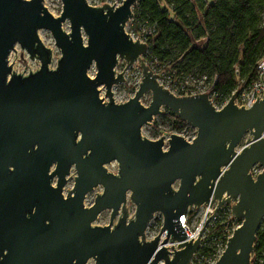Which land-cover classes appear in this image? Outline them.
I'll return each mask as SVG.
<instances>
[{
	"label": "water",
	"instance_id": "1",
	"mask_svg": "<svg viewBox=\"0 0 264 264\" xmlns=\"http://www.w3.org/2000/svg\"><path fill=\"white\" fill-rule=\"evenodd\" d=\"M61 1L54 16L43 0H0V264H85L89 258L94 264H189L201 229L188 238L181 217L191 206L216 201L214 213L232 198L231 212L241 222L213 264H250L264 218V94L244 108L234 103L235 90L219 109L205 92L175 95L145 62L147 42L125 28L137 0ZM41 27L61 53L55 67ZM16 43L40 60L38 69L26 75L12 69L8 54ZM119 58L125 66L116 72ZM135 61L141 81L116 102L112 86ZM162 106L196 128L192 140L172 132L164 146L163 135H142V125ZM113 159L117 172L105 166ZM256 163L262 168L254 178ZM72 166L74 184L64 194ZM97 184L103 190L86 206L84 197ZM105 208L108 223L93 224ZM157 211L162 224L146 240Z\"/></svg>",
	"mask_w": 264,
	"mask_h": 264
},
{
	"label": "trees",
	"instance_id": "2",
	"mask_svg": "<svg viewBox=\"0 0 264 264\" xmlns=\"http://www.w3.org/2000/svg\"><path fill=\"white\" fill-rule=\"evenodd\" d=\"M262 6L264 0H137L131 29L138 32L143 24H154L145 61L156 57L162 64L215 76L216 91L229 95L240 77L245 82L255 77L264 59V21L257 11ZM167 116L186 124L171 111ZM221 228L218 222L212 233L221 235ZM226 237L224 233L223 245ZM197 250L203 255L214 252L206 246ZM250 264H264V218Z\"/></svg>",
	"mask_w": 264,
	"mask_h": 264
},
{
	"label": "rangeland",
	"instance_id": "3",
	"mask_svg": "<svg viewBox=\"0 0 264 264\" xmlns=\"http://www.w3.org/2000/svg\"><path fill=\"white\" fill-rule=\"evenodd\" d=\"M89 3L93 5H101L105 2L109 4H119L121 0H87ZM43 4L47 7V9L54 15L57 16L62 10V1L61 0H43ZM134 5L132 6L133 10ZM257 11L264 21V6L257 8ZM63 28L69 29V20L66 19L63 22ZM125 28L127 31H132L131 29V20L128 19ZM38 35L41 41L52 50V61L50 63V67H55L57 64V59L60 57V51L58 47L54 43V38L48 28L41 27L38 29ZM15 49V50H14ZM14 49L10 51L8 54V62L11 63V67L15 70L16 73H22V75H26L30 71H35L40 66V60L37 57L31 58L29 56V52L26 48L21 47L19 43H16ZM16 54V56H15ZM144 55V54H143ZM144 58V56H143ZM13 60V61H12ZM146 62V61H145ZM147 63V62H146ZM27 65L25 70L24 66ZM125 61L123 59H118L117 62V70L120 71L124 68ZM95 66L92 64L88 73L93 75L95 73ZM141 78V67L137 61L132 63L129 66V77L127 80L122 82H117L112 86V97L116 102L125 101L128 97L133 94V89L135 87V81ZM105 87L103 84L99 85V94L104 98V100H108V97L104 95ZM151 99V92L146 91L141 97L140 101L143 104H148ZM161 112L155 114L149 123H145L141 127L142 135L148 138H157L159 136L165 137V146L167 144V138L170 133L175 132L182 135V133H192L195 127L190 126L189 124L175 122L171 117L167 116V112L171 111L168 107L162 106ZM172 112V111H171ZM249 133H245L244 137H248ZM244 143V139L238 144L240 146ZM105 166L109 171L117 172L118 170V162L116 160H111L106 163ZM255 170L259 171L262 168V165L259 163L255 164ZM76 175L75 168L72 166L70 173L67 175V181L63 186V193L67 192V189H70L74 184V176ZM56 177L53 178V182H55ZM177 181L174 185H177ZM103 190V186L101 184H97L93 186L91 190H89L84 197V204L86 206L90 205L96 196L97 193H101ZM97 192V193H96ZM235 201V198H232L230 202L223 203L220 207H218L213 213V209L215 208L216 201L212 205L202 204L200 206H191L188 208L187 212L184 214L183 218L185 220V224L187 227V231L190 234L196 232V230L201 226V234H200V242L197 247H208L211 250L216 252L223 246L222 238L228 233H231L234 227H236L240 222L241 218L235 217L231 212V205ZM126 207L128 209V216L132 217L135 210L134 202L128 197L126 201ZM110 209L105 208L98 213L97 218L93 221V224L104 225L108 223L110 218ZM213 213V214H212ZM208 218V219H207ZM207 219V220H206ZM116 220V219H115ZM114 220V221H115ZM206 220V221H205ZM221 223V229L223 233L218 235L216 232L212 233V229L216 226V224ZM162 224V213L155 212L151 220L149 221L146 230H145V239L152 238L160 229ZM262 224V221L260 225ZM170 247V244H168ZM194 251L189 264H209L211 262L210 255H203L199 250ZM160 262L159 264H161ZM85 264H94V259L89 258Z\"/></svg>",
	"mask_w": 264,
	"mask_h": 264
},
{
	"label": "built area",
	"instance_id": "4",
	"mask_svg": "<svg viewBox=\"0 0 264 264\" xmlns=\"http://www.w3.org/2000/svg\"><path fill=\"white\" fill-rule=\"evenodd\" d=\"M155 30L154 24L145 25L143 24L140 27V31L133 32L128 31L133 39L138 38L141 41H145L151 33ZM148 51V49H147ZM147 51L144 53L146 54ZM149 65V68L157 74V81L163 86L170 90L175 95H191L200 92H205L208 95L211 103L216 109L221 108L229 99L230 95H223L222 93H218L215 88L216 77L208 76L206 73H199L195 71H184L177 67H173L168 63H159L156 57H152L146 61ZM117 66V63H116ZM115 66V71L117 72V68ZM237 71L238 69L235 68ZM142 76V72H141ZM129 77V67L124 70V81ZM239 83L237 87L233 91H237L236 96L234 98V103L240 107L243 105L244 108L250 107L253 102L261 98L264 94V59L259 60L257 64V70L255 77L249 81H244L243 78H239ZM141 78L135 81V87L133 89V93L138 87ZM232 91V92H233ZM104 99V98H103ZM106 101V100H105ZM186 124H188L186 122ZM190 125V124H189ZM191 126V125H190ZM193 127V126H192ZM264 134V132H263ZM196 135V128L193 129V132L190 133H182V136L187 140H192V138ZM248 137H243L244 143H246V139ZM237 146V148L241 147ZM165 146V145H164ZM255 164L251 167L250 172L252 176L255 178L256 174L260 171L255 170ZM176 186V185H175ZM183 217V216H182ZM232 232V231H231ZM231 233L227 234V237ZM226 237V240H227ZM226 243V242H225ZM225 244L218 249L216 252H213V257L210 256L211 262L209 264H213L215 260L218 258L220 253L222 252ZM196 251V250H195Z\"/></svg>",
	"mask_w": 264,
	"mask_h": 264
},
{
	"label": "bare ground",
	"instance_id": "5",
	"mask_svg": "<svg viewBox=\"0 0 264 264\" xmlns=\"http://www.w3.org/2000/svg\"><path fill=\"white\" fill-rule=\"evenodd\" d=\"M184 222H185L184 218L181 217L180 223H181V226L183 227V229L186 231V233H187V237H188V238H191V237H192V239L195 238V237H197L198 234H199V230L201 229V226L196 230L195 233L190 234V233H188V231H187V227H186V224H185ZM201 230H202V229H201ZM168 244H169V243L167 242L166 245H168Z\"/></svg>",
	"mask_w": 264,
	"mask_h": 264
}]
</instances>
